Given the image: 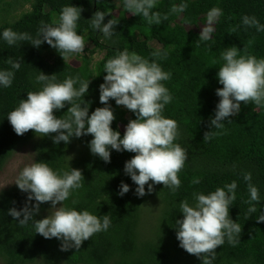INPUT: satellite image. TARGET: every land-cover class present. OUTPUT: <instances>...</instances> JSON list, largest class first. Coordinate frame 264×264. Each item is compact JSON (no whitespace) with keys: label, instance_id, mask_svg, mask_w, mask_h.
<instances>
[{"label":"trees","instance_id":"16d2710c","mask_svg":"<svg viewBox=\"0 0 264 264\" xmlns=\"http://www.w3.org/2000/svg\"><path fill=\"white\" fill-rule=\"evenodd\" d=\"M21 1V6L28 4L29 11L21 12L16 19L0 17V71L14 73L11 86L0 85V170L14 152L25 145L33 152L32 163H46L59 174L70 172L71 168L80 169L83 186L73 190L62 206L88 210L101 219L108 215L111 223L106 231L94 234L79 249L62 251L61 240L46 239L35 233L33 221L49 215L51 202L42 203L33 220L24 225L19 224L23 215L13 218L9 214L10 208L20 210L26 204L29 208L35 204V200L28 201V193L14 183L0 190L1 263L202 264V259L187 253L176 238V220L183 219L180 201L187 200L193 205L194 193L209 194L235 181L236 198L229 206V216L241 225L242 231L235 246L225 238V243L217 247L213 264H264V221L257 220L264 214V102L261 105L241 102L240 112L226 118L223 128L210 127L220 100L216 89L223 87L217 77L224 63L221 53L236 46L241 55L264 59V31L242 22L247 15L264 25V0H156L151 11L160 13L162 22L158 25H150L142 14L129 12L124 0ZM180 4H187L183 12L170 11L173 5ZM70 5L82 9L76 31L83 36L85 44L92 45L89 50L84 48L87 54H69L68 59L72 56L78 59L76 66L68 59L65 62L46 41L36 47L28 41L9 45L2 38L3 31L9 28L35 38L42 22L56 26L62 8ZM213 7L220 8L222 14L213 23L212 38L201 41L200 34L187 27L205 20ZM97 11L105 14L103 23L110 19L118 21L110 38L91 25ZM249 41L252 42L249 44ZM125 49L150 62L155 60L171 74L170 79L161 81L172 97L162 115L177 121L175 143L187 151L185 165L178 173L181 183L175 191L155 184L148 193L146 184L147 194L140 197L135 191L137 185L124 171L125 162L134 153L110 149V162L106 163L91 153L89 142L93 137L90 134L73 136L69 143L61 141L57 145L52 140L55 134L40 137L29 130L17 135L7 118L20 100L27 98V92L41 89L42 84L36 81L40 71L54 75L57 82L69 76L89 80L88 92L83 97L89 102V115L97 107H104L99 100V86L106 75L104 65ZM156 51L166 55L153 57ZM94 53L100 56L93 62ZM9 60L19 62L20 68H12ZM75 87L79 88V83ZM108 103L115 115L111 127L122 137L129 120L136 118L135 113L128 110L126 115L127 110L114 99L110 98ZM68 107L70 105L65 104L63 109L54 110V114L66 116ZM207 131L216 134L204 140ZM245 173H251V183L258 188L261 197L258 204L252 202L257 211L251 214ZM197 178L200 182L192 183ZM121 182L129 185V191L123 196L119 195Z\"/></svg>","mask_w":264,"mask_h":264},{"label":"clouds","instance_id":"9594fccd","mask_svg":"<svg viewBox=\"0 0 264 264\" xmlns=\"http://www.w3.org/2000/svg\"><path fill=\"white\" fill-rule=\"evenodd\" d=\"M155 6L156 0H124V7L129 12L134 15L142 14L150 25L162 22L160 13L151 11ZM186 8L187 4L173 5L170 11L180 13ZM81 11L76 6H64L56 26L42 22L35 38L10 28L3 31L2 38L9 45L28 41L36 47L46 41L66 62L69 54L82 53L85 48L83 36L76 31ZM221 14L218 7H213L207 13V26L202 28L199 35L201 41L212 38V24ZM104 17L103 12H95L91 25L110 38L118 21L110 19L103 23ZM164 19H167V15ZM242 22L247 27L264 31V25L255 17L245 15ZM244 50L246 51V46ZM240 51L236 46H231L221 53L224 63L219 67L217 77L223 87L216 89L220 100L210 127L223 128L222 122L226 118L240 112L241 102H254L256 105L264 102V59H257L254 55H241ZM165 55L159 51L152 53L153 57ZM8 63L14 69L20 68L19 62L9 60ZM104 71L106 75L104 83L99 86V100L105 106L97 107L90 115L89 102L83 99L89 89V80L83 81L79 77L69 76L63 82H57L54 75L40 71L36 81L42 84L41 89L27 92V98L21 99L18 106L7 116L14 132L24 135L32 130L40 137L55 134L52 135V140L57 145L61 141L69 143L73 136L79 138L90 134L93 137L89 142L91 153L106 163L110 162V149L135 154L125 162L124 171L137 185L135 191L138 196L147 194L146 184L148 193L153 191L155 184H163L175 191L181 183L178 173L185 165L187 151L179 143H175L178 137L177 121L162 115L164 106L172 97L161 81L170 79L171 74L164 71L155 60L150 62L135 52L129 53L127 49L108 59ZM13 78L12 71H0V85L11 86ZM77 83L79 88L75 87ZM110 98L136 116L129 120L122 137L119 131L111 127L115 115L108 103ZM65 104L70 105L67 115L57 117L54 110L63 109ZM215 134L207 131L203 139L208 140ZM243 178L248 181V203L251 205L248 212L251 214L257 211L252 202L258 204L261 197L258 188L251 183V173H245ZM83 180L80 169L71 168L70 172L59 174L46 163L35 162L27 165L20 172L15 184L22 192H27V200L34 199L35 204L31 208L26 204L20 210L10 208L9 214L13 218L23 215L19 224L24 225L33 220L42 203L51 202L50 214L33 221L35 233L46 239L61 240L62 251L73 247L79 249L84 241L98 232L106 231L111 223L108 215L101 219L88 210L77 211L75 208L62 206L73 190L83 186ZM199 182L198 178L192 181L194 184ZM236 188L237 183L233 181L209 194L194 193L193 205L187 200L180 201L179 208L183 219L176 220V238L179 246L187 253L201 258L202 264H213L216 249L225 243V238L232 246L239 242L242 227L229 216V206L236 198ZM128 191L129 185L121 182L119 195L123 196ZM257 220L264 221V214Z\"/></svg>","mask_w":264,"mask_h":264},{"label":"rangeland","instance_id":"374dc122","mask_svg":"<svg viewBox=\"0 0 264 264\" xmlns=\"http://www.w3.org/2000/svg\"><path fill=\"white\" fill-rule=\"evenodd\" d=\"M19 2L22 3L21 0H0V17L2 18L5 16L8 17L9 19L15 17L14 19H16L21 14V12L23 13V11L24 12L29 11L28 4H23L21 6ZM114 13L116 14L117 10H115ZM205 26H207V18L205 20L199 21L194 26H188L187 28L192 29L193 31L200 34L202 28ZM91 47H92L91 43L85 44V48H87V50H89ZM83 53L87 54V51L86 52L83 51L82 53H79V55ZM99 56L100 54L94 53L92 55L93 62L96 59H98ZM68 62L73 66L79 64L78 59L74 56L70 57L68 59ZM122 107L125 108L124 106ZM125 109L127 110L126 115H128L129 114L128 109L127 108ZM32 162H33V152L31 151V148L28 145L22 146L19 149H17L12 155V157L4 165L2 170H0V190L13 185L15 183V180L19 176L20 172L22 171V169L25 166L32 164ZM0 264H2L1 261Z\"/></svg>","mask_w":264,"mask_h":264}]
</instances>
